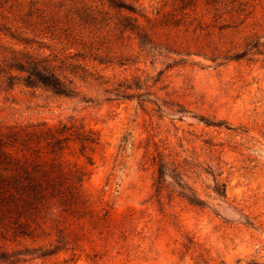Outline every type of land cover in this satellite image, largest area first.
Returning a JSON list of instances; mask_svg holds the SVG:
<instances>
[{
    "label": "rangeland",
    "instance_id": "obj_1",
    "mask_svg": "<svg viewBox=\"0 0 264 264\" xmlns=\"http://www.w3.org/2000/svg\"><path fill=\"white\" fill-rule=\"evenodd\" d=\"M155 1L139 0L148 12ZM112 51L127 60L105 78L136 76L147 92L107 102L87 89L92 101L21 88L17 113L4 115L82 118L100 135L83 186L106 221L85 222L91 237L76 260L23 264H93L92 254L99 264H264V53L220 66L191 55L169 67L163 49L140 52L131 37Z\"/></svg>",
    "mask_w": 264,
    "mask_h": 264
},
{
    "label": "trees",
    "instance_id": "obj_2",
    "mask_svg": "<svg viewBox=\"0 0 264 264\" xmlns=\"http://www.w3.org/2000/svg\"><path fill=\"white\" fill-rule=\"evenodd\" d=\"M128 37L140 52L163 49L156 55L169 67L191 55L217 66L250 59L264 53V0H157L151 12L139 0H0V264L59 253L74 261L91 237L85 222L95 228L108 217L83 186L99 133L77 117L7 119L18 110L15 91L136 98L146 83L103 73L125 65L112 50Z\"/></svg>",
    "mask_w": 264,
    "mask_h": 264
}]
</instances>
